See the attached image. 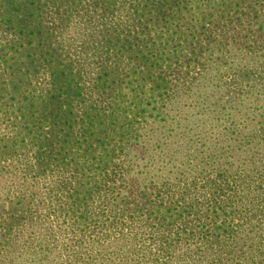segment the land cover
I'll return each instance as SVG.
<instances>
[{
  "label": "rangeland",
  "instance_id": "374dc122",
  "mask_svg": "<svg viewBox=\"0 0 264 264\" xmlns=\"http://www.w3.org/2000/svg\"><path fill=\"white\" fill-rule=\"evenodd\" d=\"M102 1L44 24L49 47L38 53L32 30L18 44L4 35L0 0V264H227L228 251L229 264H246L238 252L250 245L264 256V194L253 192L264 188V160L253 156L256 169L228 186L196 181L226 154V127L238 148L264 124V0H117L112 16ZM64 65L62 86L80 87L79 98L51 91ZM223 81L257 83L259 110L216 121L204 108L224 99ZM128 126L143 134L129 149ZM234 195L247 199L243 214Z\"/></svg>",
  "mask_w": 264,
  "mask_h": 264
},
{
  "label": "trees",
  "instance_id": "16d2710c",
  "mask_svg": "<svg viewBox=\"0 0 264 264\" xmlns=\"http://www.w3.org/2000/svg\"><path fill=\"white\" fill-rule=\"evenodd\" d=\"M83 0H5V2L2 0V5L6 8L7 13L6 15L8 16L6 21H5V25L6 27L3 28V31L5 32V36L7 37H12L13 40L16 41L15 44H18V41L21 40L24 36L27 37L28 35V31L32 30L33 31V35L31 37V39L33 40L32 42H30V45H33L34 48L36 50H38L39 52H44V50L48 49L49 44H48V40L47 38L50 37L51 35L48 27L46 29H41L43 26L45 27L44 24H46L47 26V22H49L50 24L52 23H56L58 26H63L66 23H68L71 19L76 18L77 16H75V13L79 10L80 4L82 3ZM102 1V0H101ZM95 7H98V5L100 3H97L93 1V3ZM102 6L104 7V12L103 14L105 15H109L112 16L115 11H116V4H117V0H103L101 2ZM2 5L0 4V8H2ZM51 8V7H57L55 13H53L51 15V17H48V19L43 16V12L45 9L47 8ZM158 11L161 12V8L159 7V9H157ZM35 31H37V33H35ZM35 44V45H34ZM245 57H248V55L246 54ZM168 59H166V61H168L170 64L174 63L173 58L167 57ZM46 60L43 59V62H45ZM31 62L30 61H26L25 65H29ZM167 66H169V64H167ZM22 67H24V65H22ZM70 66H63V69L60 71V73H57L56 76L53 77L51 84H52V92L54 93V95L56 94L57 96H65V98H68V95L73 92V94L75 96H78V98L80 97L81 93H80V87L76 88V85L74 87V90L72 91V86L69 87H63L62 86V82L64 81V79L66 78V73L65 71L67 70V68H69ZM251 67V66H249ZM115 70V69H114ZM113 70V71H114ZM65 73V74H64ZM111 75V74H109ZM247 74H245L244 76H235V78H239V77H246ZM72 81H74V79H72ZM250 81H247L246 83H241L236 84L234 82H232V84H234V87H227L228 84L226 82H221L220 87H224V99L223 98H219V100H217L218 104H212L210 105V107H205V111L207 113L210 114V116H212L214 119H216V121H218V119L221 118V115L223 113H225L226 111L228 112H233L235 111V108L237 107L239 109V111L243 110V109H252V110H259L257 108V104L259 101H257L258 99L256 98V94H259V91L257 89V83H249ZM106 82H102V84H105ZM260 85H264V84H260ZM62 90H61V89ZM78 90V91H75ZM189 90L181 92L178 91V94H182L185 95L186 92H189ZM242 92V93H240ZM164 97H161V100H170L171 102H175L176 98L172 97V95H170L169 93H163ZM199 97V96H198ZM254 97V101H250V102H242L243 100H246L247 98H251ZM258 97V96H257ZM53 98V97H52ZM55 98V97H54ZM256 98V99H255ZM49 101V99H45V100H41L39 101L38 105L39 109L43 110V108H45L44 106H47V102ZM155 101V97H153V95H151L149 98L144 99L143 100V105L145 104L146 106H149L151 104H153V102ZM139 107V105L137 104V108ZM260 108L262 109V107L260 106ZM45 111V110H43ZM254 111V112H255ZM69 113H67V115H70L71 111H67ZM72 114V113H71ZM66 115V118H67ZM243 116H245V120L247 121L249 119V115H247V113H244ZM45 120H48V117H45ZM251 123V122H249ZM47 125H52V131H55L57 129V127L59 126L58 121H56V123H52V124H47ZM131 129H129L130 131H128L127 133H125L124 137H125V146L127 149H129L130 144L132 145L135 142H138V140L142 137V132L139 133H135L132 129V126H128ZM120 129L123 128V126L119 127ZM216 128V127H215ZM143 130L146 128H142ZM225 134L229 135L226 136L227 139H229V142L227 143V145L222 148L223 152H226V154H221L220 158L218 159V161H216V163L218 165H216V167H214V165L210 166L211 169H209V171L207 172H203L201 171L199 173V175L196 177V181H201L204 182V186H206L207 184L210 185H231L230 182L231 180L235 179L236 176H231V174H237L238 172H244L248 169H256V164L253 156H256L257 158V162L261 160H264V124L260 127L259 131H256L255 129L253 131H251L250 133H248V135L244 138V142H240L237 144V146H239L238 148H236L234 145H232L231 143L235 142L236 139L233 140L232 135L234 134L235 131H229V128H225ZM53 133V132H51ZM40 137L41 134H39ZM87 136V134L84 132L83 138ZM128 136V137H126ZM38 138V140L40 142L42 141H48L50 139L53 140L52 136H47L45 137V139L43 138ZM68 140L72 141L73 139H75V137L73 135H70L69 133H66L65 138ZM70 137V138H69ZM76 140V139H75ZM121 135H120V141H121ZM233 141V142H232ZM83 142L85 144H87L89 142V140L84 139ZM231 142V143H230ZM80 143V140H79ZM48 144V143H47ZM244 145V146H243ZM93 145L90 144L89 147L87 148L88 150L92 147ZM241 146H243L244 148H242ZM106 145L101 146V148L103 150H106ZM247 147V148H246ZM65 148L62 147L61 150H64ZM241 149L243 152H236L237 154L234 155V151ZM128 151V150H127ZM247 152L251 153V157H249L250 160H252L251 162L246 161L247 158ZM82 156H84V153H81ZM237 155L239 156H244V160H242V164L241 167H235L234 163L232 164V162H224L220 163V159H231L232 161H239L237 159ZM38 156H43L42 153L38 152ZM209 160H207L208 162ZM264 167V164H263ZM258 184V183H257ZM251 188L248 189V194L243 195L245 196V198H249V196L251 194L256 193V194H264V188L260 187L258 185V187H256L255 190H253V192H250ZM211 204H215V199L210 195ZM243 199L242 196L239 195H234V204H238L239 205L236 206L235 212L237 214H243V212H245L249 207L247 206V204L245 203V201L247 199ZM226 213L223 212L222 215H224ZM220 228H223V230L226 229V227H224V225L222 224L220 226ZM242 230V228H240ZM226 233L230 232V231H225ZM242 231H235L232 234H235L232 237L237 236L236 234H241ZM242 236V235H241ZM240 236V237H241ZM240 239L239 238L237 241V243L240 244ZM222 242V241H221ZM232 243L236 246L241 247L240 245L236 244L235 242L232 241ZM244 246V245H242ZM218 248H222V246L219 244ZM238 252V256L241 260L244 259V262L246 264H250V262H252L253 264H264V256L263 254L256 248L252 247V245L249 246V248L246 249V252H243L241 249H239ZM229 255L228 257H226L225 261L227 262V264H229L231 261H233V252L232 251H228ZM255 262V263H254Z\"/></svg>",
  "mask_w": 264,
  "mask_h": 264
}]
</instances>
